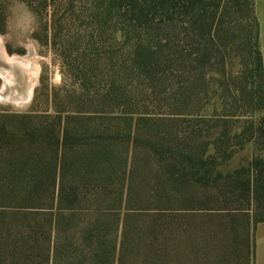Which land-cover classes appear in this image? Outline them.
Masks as SVG:
<instances>
[{
    "label": "trees",
    "instance_id": "1",
    "mask_svg": "<svg viewBox=\"0 0 264 264\" xmlns=\"http://www.w3.org/2000/svg\"><path fill=\"white\" fill-rule=\"evenodd\" d=\"M21 1L64 84L0 118V264H251L264 159L219 167L264 150L254 0Z\"/></svg>",
    "mask_w": 264,
    "mask_h": 264
},
{
    "label": "rangeland",
    "instance_id": "2",
    "mask_svg": "<svg viewBox=\"0 0 264 264\" xmlns=\"http://www.w3.org/2000/svg\"><path fill=\"white\" fill-rule=\"evenodd\" d=\"M37 20L21 0H0V118L30 114L53 115L50 100L64 84L60 63L53 51L33 39ZM69 83V82H67ZM264 159V150L248 144L223 172Z\"/></svg>",
    "mask_w": 264,
    "mask_h": 264
},
{
    "label": "crops",
    "instance_id": "3",
    "mask_svg": "<svg viewBox=\"0 0 264 264\" xmlns=\"http://www.w3.org/2000/svg\"><path fill=\"white\" fill-rule=\"evenodd\" d=\"M254 12L258 22V44L264 69V0H254ZM251 264H264V223L251 230Z\"/></svg>",
    "mask_w": 264,
    "mask_h": 264
}]
</instances>
